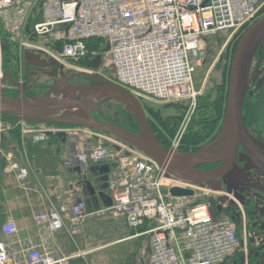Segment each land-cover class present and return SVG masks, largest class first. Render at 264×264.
Here are the masks:
<instances>
[{
  "label": "built area",
  "instance_id": "2783aa9c",
  "mask_svg": "<svg viewBox=\"0 0 264 264\" xmlns=\"http://www.w3.org/2000/svg\"><path fill=\"white\" fill-rule=\"evenodd\" d=\"M263 5L264 0H0V23L8 40L46 53L60 64L85 58L90 52L89 41L102 40L108 47L115 84L141 101H184L189 104L187 117L201 95L195 77L209 39L251 22ZM45 36L49 37L45 46L36 43ZM3 74L0 71L2 83ZM5 91L4 84L0 85V101ZM13 116L19 118L24 133L32 134L33 142H45L57 132L67 133L66 142L73 148L62 161L65 170L83 172L91 165L117 163L109 179L112 205L92 214L122 217L133 230L148 226L144 233L151 235L149 264H240L235 255L243 250V241L237 220L241 214L243 223L246 219L242 198L249 193L236 177L232 188L221 180L212 187L172 174L114 136L106 137L112 145L94 144L92 135H99L94 129L35 125ZM183 136L184 132H178L172 146H180ZM176 151L170 152L183 155ZM28 174L27 168L19 167L18 178L25 179ZM173 187L192 189L195 194L173 196ZM65 194L69 201L36 213L35 220L51 231L68 224L75 237L89 215L88 206L72 189L67 188ZM17 231L13 219L0 225V264H70L68 256L10 243L8 239ZM243 263L249 264L247 260Z\"/></svg>",
  "mask_w": 264,
  "mask_h": 264
},
{
  "label": "rangeland",
  "instance_id": "374dc122",
  "mask_svg": "<svg viewBox=\"0 0 264 264\" xmlns=\"http://www.w3.org/2000/svg\"><path fill=\"white\" fill-rule=\"evenodd\" d=\"M264 15V5L259 10L256 18L252 20L251 22L245 24L243 27L238 29H232L228 31H222L218 32L215 35H213L209 39V46L207 48V51L203 55V60L201 65L198 66L197 72H196V86L198 90L201 92V95L198 96L197 105L196 108L192 111H190L189 115L186 117L188 112L189 104L185 103L184 101L177 102V103H168V104H158L151 101L143 100L141 101L143 108L145 110V113L147 115L148 120L153 123L156 122V120L153 118L152 113L147 110L149 106H153L156 109H159L160 114L162 115L163 119H167L169 116H176L179 115V124L176 127V130L174 132V135L169 140H164L159 137L158 133L156 132V128L153 127L154 131L156 132L159 140L161 141L162 145L168 150L173 151L177 150V153L180 154H188L195 151L185 152L182 149V146H178L176 148V145H173V140L176 137L178 132H188L191 123L196 119L197 114L200 112L198 111V107H201V109L204 110V105L206 101L209 98V94L211 96H215L217 93L216 88L223 86L224 84L229 86L230 81V72H231V64L232 60L238 45V42L240 38L243 36L245 31L261 16ZM5 41L12 46L17 51H11L8 48L5 49ZM36 43L41 45H46L49 42V37H39L36 40ZM1 43V50H2V65H3V71L9 70V72H13V75L16 77L24 78L27 80V77L29 76V69L28 65L26 64V61L23 57L24 51L29 50L26 46H19L15 42H8V40L5 38L0 39ZM89 43L90 46L89 50L91 49L89 55H87L85 58L80 60H67L66 63H58L53 60V70L49 75V78H46L43 74L38 76L39 81L41 82H51V86L54 88L50 89L51 97H60L65 94L74 96L75 98L81 99L84 102L88 104V106L91 108L93 115L98 119H107L110 120V122L117 124L121 123L122 125L131 126L133 128L136 127V124L140 120L136 113L135 106L129 102L128 100L124 99L122 96H117L115 90H112L111 88L107 87L108 82H115V73L110 65V55L108 52L107 44L102 42L101 40H90ZM93 49V50H92ZM13 50V49H12ZM38 65H42V67L45 66L44 62L37 63ZM9 67V68H8ZM13 70V71H12ZM90 71V72H88ZM90 75L92 77H88L86 75ZM28 75V76H27ZM37 78V77H36ZM50 79V80H48ZM264 80V47L261 45L254 54L249 68L248 78H247V86L248 88H251V90L257 89V86L260 81ZM77 86H83V88ZM96 87V88H95ZM69 91H72L69 93ZM26 92H36L38 93V90L35 89H27ZM23 94V91L21 92ZM22 96V95H21ZM68 102V101H67ZM70 102V101H69ZM71 103V102H70ZM69 103V105H70ZM74 105V104H73ZM76 106V105H75ZM78 107V111H81L82 108L80 106ZM226 118L227 114L225 112V115L220 122V134L225 130L226 125ZM187 119V120H185ZM190 119V120H189ZM189 120V122H188ZM155 121V122H154ZM9 121L6 122L3 120L1 115V124H0V168H1V185L4 188H10L7 192L9 194L13 195V185L19 186V179L16 178L14 171H16V168L14 171L10 168L11 165L15 162L19 163V165H30V168H34L33 164V158L34 153H30L28 148L27 152H23L22 154L17 151L18 143L14 145L15 143H12L9 137V130L11 128ZM17 124L20 127V133L23 138V125H21L20 121L17 122ZM152 124V123H151ZM32 128H36V126L29 125ZM141 126V125H140ZM153 126V125H152ZM99 135L93 136L92 140L93 143H106L110 144L109 140L106 139L109 134L96 130ZM251 132V131H250ZM26 137L25 140H30L31 138L24 134ZM183 136V137H184ZM254 136V135H253ZM96 137V139H94ZM255 137V136H254ZM10 140V144H6ZM262 142L264 140L259 139ZM212 141V140H211ZM206 141L205 144L211 142ZM254 141V148L258 150L261 154L264 155V146H262L260 143H258L256 140ZM228 142V138L224 140L222 143L218 144L214 147L215 152H220L226 148V144ZM5 144V147L2 145ZM36 144V142H35ZM181 144V143H180ZM204 144V145H205ZM25 142V146H26ZM112 145V144H110ZM203 145V146H204ZM16 146V150H14L13 147ZM201 146L200 149L203 147ZM199 149V150H200ZM196 150V151H199ZM2 166H4L2 168ZM194 172L192 175H194L196 172L197 174H210L213 171L212 166L204 165L201 167H195ZM35 170V168H34ZM172 174L177 175L174 173V171H171ZM30 175V174H29ZM187 176H191L189 173ZM29 179L25 178V181ZM264 182V179L262 180ZM20 184V183H19ZM12 188V189H11ZM22 191H23V187ZM20 187L18 189H15L16 193L20 192ZM24 192V191H23ZM6 198L9 197L6 193L4 195ZM254 199L246 204L245 207V213H246V219H247V226L243 225L240 227V236L243 244V250L238 251L235 255L240 258V256L243 253H249L256 247L255 243L253 245V221L256 219V214L254 213L253 209L256 207L253 203ZM235 205V204H233ZM237 208V205L234 206ZM92 210L89 207V211ZM91 212V211H90ZM94 218V217H93ZM100 221H98V226L96 224H91L92 227V233L90 237V241L92 242V245H97L98 243L100 245H104L106 243H110L114 241L116 238L115 236L109 234V230L112 229V219L109 217H103L98 218ZM9 220L6 216L0 218V225L4 222ZM104 220V221H102ZM96 223V221H95ZM100 226V227H99ZM147 228V227H145ZM246 229V233H245ZM145 229H141V232ZM134 232L128 231L127 235L133 234ZM150 234H146L138 238L135 242L131 241H124L119 244H113L112 246L101 248L100 250H95L93 254L86 255L83 262L80 264H149V253H150ZM88 241V239H87ZM88 247V246H86ZM249 255V264H254L253 257ZM240 264H244L242 261H239Z\"/></svg>",
  "mask_w": 264,
  "mask_h": 264
},
{
  "label": "water",
  "instance_id": "95a60500",
  "mask_svg": "<svg viewBox=\"0 0 264 264\" xmlns=\"http://www.w3.org/2000/svg\"><path fill=\"white\" fill-rule=\"evenodd\" d=\"M27 28H29V26ZM263 41L264 15L257 19L245 31L239 40L232 60L226 106L227 118L230 117L232 121L230 129L224 130L216 139L205 144L199 151L192 153L179 155L172 154L168 151L162 145L153 129L152 124L148 120L141 100L129 90L113 82H108L107 87L115 90L114 93H116L117 96H122L135 106L141 125L138 133L132 132L110 121L96 118L88 104L81 99L75 98L74 96L65 94L60 97H51L50 89L54 88L53 86H50L47 92L38 96L4 98V100L0 101V113L21 116L26 121L31 123L67 124L105 132L142 151L144 154L156 161L160 166L166 168L169 172L184 168L194 169L195 167L220 162L222 163L221 169L214 173L200 175L196 172L195 177L180 176L187 177L188 179L196 182L210 183L212 187H216L217 180L223 179L226 181L227 177L231 179L233 176L239 174L237 171V159L239 157V150L241 147L256 161L264 166V160L254 154L248 138L250 140H256L262 146H264V142L253 136L246 125L243 115L244 101L248 92L247 78L250 63ZM34 56L35 55L33 53H28L26 58L29 62H32V58ZM6 76L9 77L8 74H6ZM262 82L263 79L259 82V84ZM14 83L19 85L16 81H14ZM78 87L83 88V86H77L75 88ZM250 94L252 95L253 91H251ZM67 101L68 103L71 102L69 106H80L82 110L73 111L72 113H64L51 109V106ZM231 135L232 139L224 150L211 153L215 146L222 143L227 138L229 139ZM51 136H55L63 144L67 141V133L64 131L51 134ZM47 144L48 141H45L44 145ZM116 166L117 163H102L88 168L91 177H96L97 181L101 182L97 187H93L90 181L87 182L89 188L91 189V194L97 198V200L104 199L106 206L112 205L109 179L112 168H115ZM171 194L173 196H192L195 193L192 189L173 187L171 188Z\"/></svg>",
  "mask_w": 264,
  "mask_h": 264
},
{
  "label": "crops",
  "instance_id": "0c3cea01",
  "mask_svg": "<svg viewBox=\"0 0 264 264\" xmlns=\"http://www.w3.org/2000/svg\"><path fill=\"white\" fill-rule=\"evenodd\" d=\"M24 134L32 138V134L23 132L21 144L17 148V151L21 154L27 152V145L25 146V142L27 141ZM52 137L56 138L55 136H48L49 141L52 142L51 144L48 142L47 145H44V141L34 144L40 143L41 145L33 154L35 170L34 168H30V165L24 164L20 166L17 162L11 165L10 168L13 171L16 168V171H14L16 172V178H18L19 167L27 168L30 174L26 177H29V179L25 181H21L24 179L18 178L19 186L13 185V189L11 188L13 195L7 192L10 188H4L0 180V217L6 216L9 220L13 219L18 223V231L8 239L9 242L21 245L23 248L38 246L45 252L53 253L57 256L70 257V264H80L86 258V255L93 254L95 250L124 241L132 240L135 242L141 236L148 234L144 233L145 231L141 232V229H131L122 217L113 218L109 213L101 216L92 214L94 210L106 206L104 199L97 200L91 194V189L86 180L94 177H91L88 170L82 172L79 170L70 171L63 169L62 161L70 153L73 146L67 144V142L63 144L57 138V141H53ZM13 148L16 150V146ZM18 187L21 190L19 193H16L15 189H18ZM21 187H23L24 192ZM67 188L72 189L77 198L86 201L89 212V215L81 222L80 234L75 237L71 236L68 224L60 230L51 231L48 228L42 227L35 220L36 213L52 210L58 204L69 201L70 198L65 194ZM6 193L9 196L7 198L4 196ZM1 196H3L2 199ZM89 207L92 209L90 210L91 212L89 211ZM104 216L112 219V229L108 233L115 236L116 239L104 245H100L99 243L96 246L92 245V242H89L92 233L91 224L98 226V221H100L98 218H103ZM128 231L134 233L127 235Z\"/></svg>",
  "mask_w": 264,
  "mask_h": 264
},
{
  "label": "trees",
  "instance_id": "16d2710c",
  "mask_svg": "<svg viewBox=\"0 0 264 264\" xmlns=\"http://www.w3.org/2000/svg\"><path fill=\"white\" fill-rule=\"evenodd\" d=\"M0 37L7 39V33L3 29L1 23H0ZM93 40H98V39H93ZM8 42L10 43L11 41L8 40ZM6 43L7 42L5 41V45ZM90 44L92 43H88L89 46ZM7 46L9 47V49L11 48L10 49L11 51H17L12 47L13 45L10 46L8 43L5 46V49L8 48ZM262 46L264 47V41L262 43ZM4 71L5 73L9 72V70L6 69ZM9 73H13V72H9ZM86 76H88L89 78L92 77L88 74ZM216 90L217 93L214 97L211 96L210 94L208 95L209 98L204 105V110L201 109V107H198V111L200 112L197 114L196 119L191 123L188 132L185 133V136L182 138L180 145L182 146L183 151L190 152V151L199 150L200 147L203 146L206 141L209 140L213 141L219 136L220 122L222 121L226 112L229 86L227 87V85L224 84L223 86L221 85L220 87L216 88ZM251 91L253 90H251V88H248V92L245 97L244 106H243L244 119L251 133L255 137L264 140V80L261 84H258L257 89L253 91L252 95L250 94ZM40 92L41 90H38V93ZM29 93L32 94L33 92H29ZM147 110H149L152 113L153 118L156 120V122L154 121L155 123L153 122L151 123L153 127L156 128V132L158 133L159 137L164 140H169L174 135L176 127L179 124L180 121L179 115L169 116L167 119H163L162 115L159 112V109H156L153 106H149ZM2 118L4 121L6 122L9 121L10 123H12V125L10 124L11 128L8 131L11 142L15 143L14 145H16V143L21 144L20 127L17 124L19 118L9 114H2ZM101 119L107 120L103 118ZM118 125L135 133H138L140 130L139 122L136 124L135 128L131 126L122 125L121 123H118ZM52 139L53 141H57V139L54 137H52ZM10 140L8 141L7 139L6 144H10L11 143ZM48 142L50 144L52 143L49 140ZM26 144L30 153L31 151H33L32 153H34L36 150H38L39 147H41L40 143L34 145L35 143L31 141V139L30 140L28 139ZM2 146L5 147V144H3ZM2 197L3 196H1V199ZM0 218H2V216ZM145 227L148 228V226ZM145 227H142L140 229H146Z\"/></svg>",
  "mask_w": 264,
  "mask_h": 264
},
{
  "label": "flooded vegetation",
  "instance_id": "af4514ba",
  "mask_svg": "<svg viewBox=\"0 0 264 264\" xmlns=\"http://www.w3.org/2000/svg\"><path fill=\"white\" fill-rule=\"evenodd\" d=\"M28 53H33L35 56L32 58V62H29L26 58V55ZM23 57L26 61V64L28 65L29 76L27 77V80L24 78L16 77L13 75V73H5L3 71V65H2V50L0 49V71H2L3 74V84L5 91V98H20L21 93L20 91H23V94L25 97H32V96H38L45 92H47L51 86V82H41L38 79L39 75H44L46 78H49L50 73L53 70V59L49 57L46 53L43 52H37L32 50H25ZM44 62V67L42 65H38L37 63ZM6 74L9 75L6 76ZM37 77V78H36ZM50 80V79H48ZM14 81L18 82L19 85H16ZM27 89H35V90H41L40 93L33 92L30 94L29 92H26ZM36 93V94H34ZM36 125V124H35ZM257 138V137H256ZM259 139V138H258ZM252 151L256 156H258L260 159L264 160V155L261 154L258 150L252 147ZM237 171L239 174L233 176L231 179L227 177L226 181L223 179H220L221 182L224 185L229 186L234 185V182H239V184L242 186V188L248 190V195L243 196V207L245 210L246 204L254 199L256 206L253 211L256 214V219L253 221V245L255 243L256 247L254 250H252L250 255L253 257L254 264H264V182L262 180L264 179V166L263 164L256 161L248 152H246L242 147L239 150V157L237 159ZM209 166H212V173L218 171L222 167V163H214V164H208ZM237 178V181H232L233 179ZM87 182L90 181L91 185L93 187H97L101 182L97 181L96 177L94 178H88L86 180ZM226 187V186H225ZM246 187V188H245ZM237 209L239 212H241V208L237 205ZM241 219L237 220V225L241 227L243 225V215L241 214ZM246 216V213H245ZM246 218V217H245ZM245 226H247V219L244 221ZM244 244V242H243ZM248 253V254H249ZM247 253H243L239 259L236 257V260L244 262L245 260L249 263V255Z\"/></svg>",
  "mask_w": 264,
  "mask_h": 264
},
{
  "label": "bare ground",
  "instance_id": "6f19581e",
  "mask_svg": "<svg viewBox=\"0 0 264 264\" xmlns=\"http://www.w3.org/2000/svg\"><path fill=\"white\" fill-rule=\"evenodd\" d=\"M0 85L3 86V83L0 82ZM71 92L72 91H69V93H71ZM51 109L56 110V111H61V112H64V113H72L73 111H77L78 110V107L69 106V103L68 102H63V103H59V104H55V105L51 106ZM231 124H232L231 118L228 117L226 119L225 130H229L230 127H231ZM231 139H232V135L229 137L228 142L225 145L226 147L229 145ZM248 141H249L250 145L254 148V141L250 140L249 138H248ZM212 151H214V148H213ZM194 170L195 169H193V168H184V169H176V170H173V171H174V173H176L179 176H187L188 173L190 175H192L193 172H194Z\"/></svg>",
  "mask_w": 264,
  "mask_h": 264
}]
</instances>
